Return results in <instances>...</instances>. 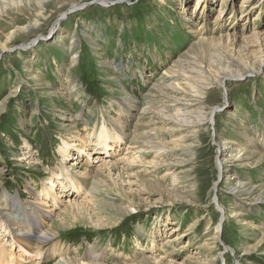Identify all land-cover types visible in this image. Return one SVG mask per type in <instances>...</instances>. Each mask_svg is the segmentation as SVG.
I'll return each mask as SVG.
<instances>
[{
  "label": "rangeland",
  "instance_id": "374dc122",
  "mask_svg": "<svg viewBox=\"0 0 264 264\" xmlns=\"http://www.w3.org/2000/svg\"><path fill=\"white\" fill-rule=\"evenodd\" d=\"M97 1L0 0V195L37 205L61 169L101 183L93 195L72 180L54 188L72 213H52L42 252L93 245L102 264H264V0ZM194 64L202 75L190 82L203 87L191 109L206 117L168 122ZM103 125L123 134L119 147L60 154ZM223 141L228 155L216 151Z\"/></svg>",
  "mask_w": 264,
  "mask_h": 264
},
{
  "label": "bare ground",
  "instance_id": "6f19581e",
  "mask_svg": "<svg viewBox=\"0 0 264 264\" xmlns=\"http://www.w3.org/2000/svg\"><path fill=\"white\" fill-rule=\"evenodd\" d=\"M73 7H74V5H73ZM37 22L38 21L35 20L34 23L36 24ZM190 64H192V63L190 62ZM196 64L192 65L190 69H189V67H188V69L186 68V70L184 71V74L181 77L183 79H186L190 85L186 84L187 86H184V87H186V90H184V91L181 89L182 91H181L180 95H181L182 99L177 98V99L173 100L174 103L176 105H178L177 109L180 112L176 111V114L173 116V118L171 116L169 117L167 115H163V116H166L165 120H167L168 122H171V123L173 122V123L179 124L181 126H184V125L186 126V124L191 122V120H189V119L193 118L194 119V120H192L193 123L202 124V120L205 119V117H206L205 115L200 114L199 111L196 112L193 109H191V106H194L195 102H198V99L201 97L200 96L202 94L201 89L203 87V86L200 87L196 83L190 82V80H195L198 82V78H200V76L202 75L201 68L199 66H197ZM178 67H180V65ZM183 68H185V67H183ZM232 68H234V67H231V69ZM204 69H206V68H204ZM176 72H178V71H176ZM230 74L231 73H229V72H225L224 74H222V77L220 80L226 81L227 77H229ZM169 79H172V78H169ZM202 80H204V79L202 78ZM220 80L217 83V85L220 83ZM204 82H206V81H204ZM214 83H216V82H214ZM204 86H206V85H204ZM167 88H169L170 93L178 94L175 86L171 85L170 87H168V85H167ZM167 88H165V89H167ZM183 89H185V88H183ZM172 98H174V97H172ZM181 100H184L185 102H183ZM123 105H125L128 110H130L133 106V104L130 102H126V104H123ZM211 113L212 112L207 113L208 114L207 119H209L211 117L210 116ZM162 119H164V118H162ZM114 125L122 128L123 122L115 120ZM172 130H173V128H172ZM145 137L146 136L144 135L143 138H145ZM122 140H123V134L118 132V129L114 128V130L111 131L109 126L103 125L97 133H94L93 139L89 138L87 141H85V144L82 147L72 148V145H70L67 141H64L63 149L60 150L61 151L60 154L63 157H65V156L70 154L71 150H73L74 154L76 155L74 158L78 159L80 157V154L84 153V155L86 156V158L88 160V154L85 151H86V149H88V152H89L90 149L88 147L90 146V142L95 143L97 145L96 148H102L103 150H105L104 154L106 155V151L114 150L115 146L119 147ZM81 142H84V141L81 140ZM226 148H227V146H226V143H224V141L219 142L216 146V151L217 150H219V151L223 150V153L227 154L229 151L226 152L225 151ZM229 148H231V147L229 146ZM164 151H165V149L163 147H160L158 150L155 151L156 152V153H154L155 154V156H154L155 160L153 162V164H155V166H157L158 162H162L160 157L163 156ZM223 162L224 163L228 162V157H225V161H223ZM119 163H121V162H119ZM137 163H138V161H137ZM89 176L90 175H88L87 172H84L83 175H81L79 177V179L76 180V178L74 176L69 177L62 169L60 170L59 173L52 174V176L49 177V182L44 184L42 192L38 194L40 196L39 201H41V202H38L37 205L34 203H32L30 205H26V206L18 205L17 201H13L12 198H10L6 194L4 195V193H2V195H0V196H3L4 198L0 197V200H2L4 203L0 207V231L1 230L4 231V230L9 229V231H10L9 232V237H10L9 240L11 241L12 244H10L9 246H6L4 243L1 242V239H0V264H50L47 261L53 256H55V259L57 258V260L53 264H102V262H100V261L102 260L103 256H105V255H104V253H102V255L95 254V252H94L95 247L93 245L84 254L79 253V252L73 253V251H71L70 249L60 250L61 247L59 246V244H53L49 249L45 250L44 252H42V250H41L42 247H44L45 245H47L49 243L48 238L50 236H55V233L50 228L51 226L48 227V220H49L50 216L52 215V213L57 208H62L61 211L68 213V214L70 213V215L72 213L70 211L71 210V206H70L71 204L69 205L68 203H65V202H68L69 200L64 201V200L60 199V195H57V194L54 195L53 194L54 188L57 186L65 188L66 185L64 184V182L67 180H72L74 182L76 181V183L70 181V182H67L66 184L71 185L70 188H74V190L76 192L80 193V192L84 191L87 194L89 193V195H90L91 193L101 191V190H99V188L102 186L101 183L99 181L90 179ZM78 185H79V187L77 188ZM91 195H93V194H91ZM106 195H107V193H106ZM95 198H97V197H95ZM98 200H96V201H98ZM100 201H101V199H100ZM100 201H98V202H100ZM103 202H105V201H103ZM96 204H99V203L96 202ZM108 204H110V203H108ZM99 206H100V204H99ZM103 206H101V207H103ZM221 209H223V207H221ZM22 212H23V215H22ZM68 214H66V215H68ZM73 218H74V216H73ZM225 218H226V216L223 214V220ZM63 220H66V219H63ZM9 226H10V228H9ZM52 227H54V226H52ZM54 230H55V228H54ZM56 230H57V228H56ZM217 232H218V230H217ZM13 244H14V246H13ZM85 257L91 258V261L90 260L89 261L83 260V258H85Z\"/></svg>",
  "mask_w": 264,
  "mask_h": 264
},
{
  "label": "water",
  "instance_id": "95a60500",
  "mask_svg": "<svg viewBox=\"0 0 264 264\" xmlns=\"http://www.w3.org/2000/svg\"><path fill=\"white\" fill-rule=\"evenodd\" d=\"M99 1H101V2H105V0H98L97 2H99ZM96 2V1H95ZM115 2H120V1H118V0H116ZM92 3H94V1L92 2ZM67 13V12H66ZM65 13V14H66ZM54 28V27H53ZM40 40V37H37V38H35V39H33V40H31L30 42H27L25 45L26 46H34L38 41ZM21 46L22 45H20V48H21ZM215 110V109H214Z\"/></svg>",
  "mask_w": 264,
  "mask_h": 264
}]
</instances>
